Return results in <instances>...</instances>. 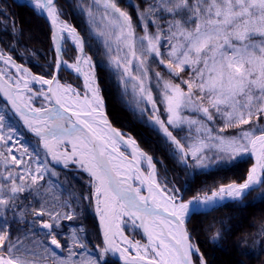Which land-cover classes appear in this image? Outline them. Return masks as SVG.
<instances>
[{
    "label": "snow or ice",
    "instance_id": "1",
    "mask_svg": "<svg viewBox=\"0 0 264 264\" xmlns=\"http://www.w3.org/2000/svg\"><path fill=\"white\" fill-rule=\"evenodd\" d=\"M31 2L50 21L53 57L45 74L36 75L0 48V93L8 101L0 109V264H108L110 256L124 264H208L193 242L192 217L264 189V0H144L143 8L127 0L143 35L116 0L88 5L80 0L73 11L85 16L87 41L62 19L59 0ZM4 15L0 24L7 27L11 16ZM91 39L103 47L108 59L101 64L116 80L126 107L162 135L193 181L197 175L213 177L189 199L188 181L185 191L168 187L166 177L161 187L153 158L111 126L96 64L85 51ZM69 40L75 49L71 63L64 59ZM62 69L83 77V93L61 83ZM33 83L39 91H32ZM129 86L133 100L125 98ZM34 100L41 106L34 107ZM18 122L34 136L32 143L21 142ZM248 157L255 162L241 182L218 175ZM141 161L147 162L148 175L141 172ZM57 165L86 172L91 194L71 192L61 199L67 188ZM258 199L264 200V192ZM85 202L94 207L102 229L100 243L91 246L82 225H69L65 232L63 224L77 218ZM125 226L141 229L148 243L129 240ZM257 235L264 239V224ZM222 239L219 229L210 236L212 242Z\"/></svg>",
    "mask_w": 264,
    "mask_h": 264
},
{
    "label": "trees",
    "instance_id": "2",
    "mask_svg": "<svg viewBox=\"0 0 264 264\" xmlns=\"http://www.w3.org/2000/svg\"><path fill=\"white\" fill-rule=\"evenodd\" d=\"M137 1L141 3V5L144 4V0H137ZM118 2L122 8L127 10L130 14H132V16L133 15L135 16V11L133 10L134 8L130 7L126 0H124V2L123 0H118ZM59 4L62 6L65 13L63 17L67 18L68 20H71V22H73L78 27L82 37H84L85 40L87 41L89 39V36H88V32L86 31L87 25L85 24V16L81 14H77L79 11L78 9L76 12L73 11L75 7L74 4L71 2V0H59ZM0 9H3L4 12H6L9 16H11V21H7V25H8L7 27H5L4 24H0V44L3 47L5 46L7 49H9L10 52L14 53V56L17 59H19L20 61H25L27 64H29L33 70L45 73L44 68L48 65V61L51 58L49 57V55L51 54L53 56V53H51L52 52L51 32L47 22L43 19V17L39 13H37L34 10V8L31 5L27 3L17 2L16 0H2L0 2ZM4 12H0V19H6ZM29 18H31L32 20ZM12 21H15V28L17 30V34L15 37L12 35ZM27 21L28 23H31V29L29 33L26 31L27 26H25V23ZM35 21L41 23V26L43 28L41 34L42 38H39L38 35H36V33L31 31L34 30L33 24ZM133 21L134 23L137 24L136 18H134ZM137 28H138V24H137ZM20 30H22V32ZM90 42L92 44V47H88L86 43L85 49L95 60L96 63L95 73L98 78L99 85L101 86L103 91L107 113L109 114L113 123L120 126V124L116 121L118 120L117 118L119 117L115 113L116 104L115 102L112 103V100H114L113 92L115 91L114 89L115 87L112 85V83L114 82V85H116V87L118 88L116 80L113 78V76L110 75V72L106 70V68L101 64V62L104 61L102 58L103 50H104L103 47L100 44H98L96 39H91ZM10 44L14 45L17 50L14 51L13 48L10 47ZM28 49H30L31 53L32 52L33 53L32 54L29 53ZM154 66H158L163 73H166L165 70L158 64H153L152 67ZM185 78H187V76ZM153 95L154 97H156L155 91H153ZM0 103L6 105V103L3 102L1 98H0ZM157 106L159 107V100H157ZM140 107L146 108L148 107V105L141 104ZM127 110L129 111V109ZM151 115L152 113L149 112L148 116ZM137 118L140 119L138 116ZM20 127L22 128L21 125ZM127 128H129L135 135L139 137L140 139L139 143L141 144V146L142 145L143 147L148 146L147 143H145L144 141L148 139L143 137L141 132L145 131V128H150V126H148L146 123H140L136 121L133 122L132 125L127 126ZM23 131L25 132L26 135H28V132H26L24 129ZM31 138L33 141L35 140L33 136ZM160 139L163 142L162 135ZM159 146L161 148H159L158 151H160V153L163 152L161 153L162 156L166 157L165 161H168V163H170L173 169H177L180 173L181 170L185 171V175H184L185 178L183 180L184 182L188 181L191 184V188H192L191 191H187L185 193V197L195 194L196 190L201 187L203 181L207 180L209 183H211L213 177L201 176V175H197L195 177V180L193 181L189 177L188 171L184 167L179 166L173 163V161H171V159L168 156L170 155V151L167 148H164V145L159 144ZM250 162H251V157H248L243 162H239L237 167L231 169L226 173H219L218 175H226L233 180L239 181L243 179V177L245 176L248 164ZM56 171L57 172L59 171L58 173L60 174V180L63 181L64 184L67 183V188L68 186L69 188H71V186L68 185V182L66 181L65 178L67 175L71 174L73 177L75 175L78 176L77 178H79L78 179L79 181L78 190H80L79 193L88 192L89 194H91L90 189L87 187L88 179H90V177L86 172L75 168L71 170H65L64 168L59 166H56ZM174 176L177 178L179 184L185 191L186 184L183 183L175 175V172H174ZM223 182L227 183L228 181L225 180ZM194 185L195 188H193ZM254 193L255 191H252L250 194L245 196L242 202L239 203L226 202L223 207H220L217 210L210 212V214L208 215H197L192 217L191 223L188 225V227L190 228V230H192L193 239L195 238V242L197 243L201 252L204 254L205 259L208 261V264H215V262L214 263L211 262L210 256H208L209 253L208 249L205 247L204 241L200 236L199 231L200 232L204 231V235H209L207 238H205V240L210 244L209 246L210 248L211 247L218 248L221 250L220 252L223 254L226 253L229 249L232 251L233 249H235V252L238 254L240 258V259L237 258V264H239L241 261L243 262V264H247V263L258 264L257 262L259 260L262 262V257L264 255V239H261V237H259L257 233L259 230V226L261 224H264V200L258 199V197H254ZM24 203H29V201L25 200ZM83 208L86 210L84 215H82L81 217L78 216L77 219L74 218L72 222H63L64 231L65 232L68 231L69 225L71 227H77L82 225L83 228L85 229V235L87 237L89 245L91 246L92 244H94L91 241V238H89L88 231L86 229L87 226L82 224L83 218H85L87 215L94 228L96 239L98 243H100L102 238L100 237L99 227L94 214V209L93 207L90 208L87 202L84 203ZM29 219H31V217H29ZM221 221H223V223H221ZM209 224H214L215 227L212 228L211 231H209V234H207L205 230L208 229L207 226ZM217 229L223 231V239L217 242H212L210 240V236L213 235ZM253 235H255L256 238H252V239L254 241H258V243L254 244L253 243L254 241L249 243L248 241H246L247 245H244V243L240 242L242 237L249 238ZM57 239H60L61 245H64V240L61 239L59 234L57 235ZM108 264H121V263L118 261V259L110 256L108 258Z\"/></svg>",
    "mask_w": 264,
    "mask_h": 264
},
{
    "label": "rangeland",
    "instance_id": "3",
    "mask_svg": "<svg viewBox=\"0 0 264 264\" xmlns=\"http://www.w3.org/2000/svg\"><path fill=\"white\" fill-rule=\"evenodd\" d=\"M2 0H0V2H1ZM31 1V0H30ZM127 1V0H126ZM71 2L74 4V7H76V5L80 2V0H71ZM84 2V4L85 5H88L89 3H90V1H88V0H85V1H83ZM116 2H117V4H118V6L119 7H121L120 6V4H119V2H118V0H116ZM123 2H124V0H123ZM135 3L136 4H138L141 8H143L144 7V4L143 5H141V3H139L137 0H135ZM30 4L32 5V3L30 2ZM33 7V6H32ZM122 8V7H121ZM123 10H125L124 8H122ZM35 10V9H34ZM134 11H135V16L133 15L132 16V14H130L132 17H133V19L134 18H136V20H137V17H136V10H135V8L133 9ZM36 11V10H35ZM127 11V10H126ZM37 12V11H36ZM29 19H31V18H29ZM43 19L45 20V18L43 17ZM62 19H63V17H62ZM6 20V19H5ZM32 20V19H31ZM64 20L65 21H67V22H70V23H72L71 22V20H68L67 18H65L64 17ZM33 22V21H32ZM48 24V23H47ZM137 24H138V21H137ZM25 26H27V28H26V31L29 33L30 32V29H31V23H28V21L25 23ZM33 26H34V30H31L32 32H34V33H36V35H38V37L39 38H42L41 36V34H42V30H43V28H42V26H41V23L40 22H38V21H35L34 22V24H33ZM50 28V27H49ZM36 29V30H35ZM150 30H151V28H150ZM136 31H137V34L138 35H143V30L139 27V24H138V28L136 29ZM73 44L71 43V41H69L68 42V48H69V53L68 54H66L65 56L67 57V58H70V59H72V56L75 54V49L74 48H71V46H72ZM0 48H3V49H5V50H9V49H7L5 46L3 47L2 45H0ZM12 48V47H11ZM9 52V51H8ZM28 52L29 53H31V51H30V49H28ZM10 53V52H9ZM33 53V52H32ZM31 53V54H32ZM52 53V52H51ZM12 56H13V58H15L16 60H18V61H20L19 59H17L15 56H14V53H10ZM49 57H53L51 54L49 55ZM103 60H104V62H106L107 61V56H105V54H104V50H103ZM93 62L95 63V60L93 59ZM96 64V63H95ZM45 67V66H44ZM47 68V66L44 68V69H46ZM156 71H159V72H161V73H163L162 72V70L158 67V66H154L153 67ZM96 69V68H95ZM62 72H65V74H67V75H69V76H66L65 78H60L61 80H63V81H67V80H69V81H71L74 85H76V86H79L81 89L83 88V78H82V76H78L76 73H74L73 71H70V70H68V69H62ZM133 72H134V74H135V72H136V70H135V68L133 67ZM38 74H41V72H37ZM43 73V72H42ZM44 74V73H43ZM165 76H166V78H170V77H168L167 76V74L166 73H163ZM62 75H64L63 73H62ZM110 75L112 76V74L110 73ZM185 77H186V75H185ZM50 78V77H49ZM175 82H179V81H175ZM112 85L115 87L114 89H115V91L113 92V98H114V100H112V103H114L115 102V104H116V115H118L119 117L117 118L118 120H116V118H115V120L120 124V126L119 125H117V124H115V123H113V121L111 120V118H110V116H109V114L107 113V110H106V105H105V98H104V95H103V91H102V88H101V86H100V88H101V95H102V97H103V100H104V110L106 111V113H107V115H108V117H109V119L111 120V122L115 125V126H117V127H119V128H121L122 130H123V133H125V134H129V133H131L132 134V136L135 138V140L139 143V141H140V139H139V137L137 136V135H135L129 128H127V126H129V125H132L133 124V122H136V121H138V122H140V123H142L141 122V120L140 119H138L137 118V115L136 114H134L132 111H128L127 109V107H126V105L121 101V99H120V89L119 88H117L116 87V85H114V82L112 83ZM31 88H32V91L33 92H36V91H39L40 90V86L38 85V84H35V83H33L31 86H30ZM153 91H155L156 92V90L155 89H153ZM130 95V96H129ZM129 95L127 96V97H125L126 99H128V100H133V96L131 95V86H129ZM33 104H34V106H37V107H40L41 106V102H39V101H33ZM5 107V105H3L2 103H0V109H2V108H4ZM131 113V114H130ZM131 115V116H130ZM135 115H136V117H135ZM115 121V122H116ZM121 121V122H120ZM20 123H18V128H19V131H20V133H21V135L24 137V140L23 141H21L22 143L23 142H28V143H32L33 142V140H32V135L30 134V132H28V135H26L25 134V132L23 131V129L20 127V125H19ZM135 125V124H134ZM132 128V127H131ZM231 131V130H230ZM141 134L143 135V137H145L146 139H148V140H144L145 141V143H147V145L148 146H144L143 147V145L141 146V144L139 143V145L141 146V147H143L150 155H151V157L153 158V160H154V163H155V165L157 166V170H158V177H159V179L161 180V182H162V180H163V178H167V180L169 181V183H168V187H171L173 184L177 187V188H179V189H181L182 187H181V185L179 184V182H178V180H177V178L174 176V172H175V175L183 182V183H185L184 182V175H185V171L184 170H181V173L177 170V169H173L172 168V166L170 165V163H168V161H165V158L166 157H163L162 156V154L161 153H163V152H161L160 153V151H158L159 150V148H161L160 146H159V144L160 145H164V148H167L169 151H170V147L168 146V144H166L165 142H164V140H163V142L161 141V134L160 133H158L157 131H155V130H153V128L152 127H150V128H145V131H142L141 132ZM232 134H234V133H232ZM31 138V139H30ZM163 148V147H162ZM30 150H31V148H30ZM160 150H162V149H160ZM172 154H171V152H170V155H168L169 156V158L171 159V161H173V163H175V164H177V165H179V166H181L177 161H176V159L173 157V156H171ZM176 161V162H175ZM60 167V166H59ZM71 169H73L71 166L69 167V169L68 170H71ZM184 171V172H183ZM59 172V171H58ZM74 175V174H73ZM69 176V177H68ZM78 176H75L74 175V177L71 175V174H69V175H67L66 176V181L68 182V185H70L71 186V188H69V186H68V188H67V183H65L64 185L66 186V188H67V192H65L63 195H61V199H65V198H67L68 197V193H71V192H75V193H79L80 192V190H78L79 189V186H78V184H79V181H78V179L79 178H77ZM81 177V176H80ZM244 178V177H243ZM69 179H70V181H69ZM73 179V180H72ZM242 180V179H241ZM72 181V182H71ZM88 182H89V179H88ZM41 183H43V182H41ZM163 183V182H162ZM182 183V184H183ZM164 185V184H163ZM193 185V184H192ZM77 186V187H76ZM193 188H195V185L193 186ZM182 190V189H181ZM91 192V191H90ZM262 192H264V189H260V188H257L256 190H255V193H254V197H259L260 196V194L262 193ZM23 195H27L26 193L25 194H23ZM23 195H22V199H23ZM253 197V198H254ZM245 198V197H244ZM244 198H243V200H244ZM32 198L31 197H29V200H31ZM29 200H27V201H29ZM38 205V206H37ZM36 209H39L40 208V205H39V203L38 202H34V205H33ZM84 206V205H83ZM86 212V210L82 207V209L80 210V214H79V216L81 217L82 215H84V213ZM75 219H77V218H75ZM45 220H47V217L45 216ZM97 220V219H96ZM50 222V221H49ZM82 224L83 225H86L87 226V231H88V235H89V238H91V241L93 242V243H98V241H97V239H96V235H95V231H94V228H93V226H92V223H91V221H90V219L88 218V216L86 215V217L85 218H83V220H82ZM97 224H98V220H97ZM98 227H99V224H98ZM123 229H124V231L128 234V236H129V238H131V239H133V241H143L144 240V238H141L139 235H140V232H137L136 230H134V229H132L131 227H129V226H125V227H123ZM209 231H211V229H206L205 230V232L207 233V234H209ZM99 232H100V230H99ZM199 234H200V236L202 237V239H203V241H204V245H205V247L208 249V256H210V259H211V262L212 263H214L215 262V264H237V258L238 259H240L239 258V256H238V254L235 252V249H233V251L232 250H228L226 253H221L220 251V249H218V248H215V247H209L210 246V244L205 240V238H207L209 235H204V231H202V232H200L199 231ZM100 237H101V232H100ZM252 238H256L255 237V235H253V236H251V237H249V238H247V241H248V243L249 242H253L254 240L252 239ZM194 240H195V238H194ZM244 245H247V243H244ZM134 252V251H133ZM227 255V256H226ZM113 257V256H112ZM117 259V258H116ZM118 261L122 264V262L118 259ZM258 264H264V255H263V257H262V262L259 260L258 262H257ZM240 264V263H239ZM248 264V263H247Z\"/></svg>",
    "mask_w": 264,
    "mask_h": 264
},
{
    "label": "bare ground",
    "instance_id": "4",
    "mask_svg": "<svg viewBox=\"0 0 264 264\" xmlns=\"http://www.w3.org/2000/svg\"><path fill=\"white\" fill-rule=\"evenodd\" d=\"M32 3V2H31ZM69 24H71V25H73L76 29H77V31L79 32V29H78V27L72 22V23H70V22H68ZM52 30V29H51ZM80 33V32H79ZM81 34V33H80ZM70 41V40H69ZM71 48H74V46L72 45L71 46ZM64 59L65 60H67L69 63H71L72 62V59H70V58H67L66 56L64 57ZM69 70V69H68ZM71 71V70H70ZM83 78V77H82ZM61 80V79H60ZM65 82H68V81H63V80H61V83H65ZM68 83H71V82H68ZM72 84V86L73 87H75L79 92H81V93H83L84 92V81H83V88L81 89L79 86H76V85H74L73 83H71ZM31 86V85H30ZM120 131V130H119ZM121 133H123L122 131H120ZM125 134V133H124ZM131 137V138H133L134 140H135V138L131 135V134H126L125 135V139H127L128 137ZM136 141V140H135ZM136 143H137V146L139 147V149L140 150H142L143 152H145L140 146H139V144H138V142L136 141ZM120 149L122 150H125V152H127V157H128V159L129 160H131L132 159V156L130 155V150L128 149V147L127 146H124V145H122L121 147H120ZM146 153V152H145ZM147 154V153H146ZM148 156H150L149 154H147ZM142 162V164L144 165V167L146 168L145 169V173H146V175H148V173H149V168L147 167V162L146 161H141ZM255 162V160H254V158H252L251 157V163H250V166H249V168L251 167V165L253 164ZM152 163H153V159H152ZM154 164V163H153ZM142 165V166H143ZM248 168V169H249ZM156 176H157V180H158V182H161V180L159 179V177H158V170H157V166H156ZM164 185H163V183L161 182V187H163ZM143 194L145 195V193L143 192ZM210 194V193H209ZM189 199V198H188ZM123 232H124V235L125 236H127L128 237V239L129 240H131V238H129V236H128V234L123 230ZM141 244H147L146 242H140ZM131 251V250H130Z\"/></svg>",
    "mask_w": 264,
    "mask_h": 264
},
{
    "label": "water",
    "instance_id": "5",
    "mask_svg": "<svg viewBox=\"0 0 264 264\" xmlns=\"http://www.w3.org/2000/svg\"><path fill=\"white\" fill-rule=\"evenodd\" d=\"M18 1H25V2H28L29 0H18ZM42 16L45 18V20L49 23V25H50V21H49V19L47 18V16H46V14H42ZM50 27H51V25H50ZM51 29H52V27H51ZM52 31H53V29H52ZM25 68H27V66H25L24 64H22ZM33 73V72H32ZM33 74H36V73H33ZM36 75H41V74H36ZM49 78V77H48ZM0 96H1V98L3 99V100H5L6 102H7V104H8V101L6 100V98L3 96V94L2 93H0ZM104 112H105V114H106V116H107V119H108V121L110 122V124H111V126L113 127V128H115V129H118V130H120V131H123L121 128H119V127H117V126H115L112 122H111V120L109 119V117H108V115H107V113H106V111L104 110ZM22 123V122H21ZM24 126V125H23ZM25 127V126H24ZM26 128V127H25ZM120 151H122V152H124V154H125V156H127V153L124 151V150H121L120 149ZM140 168H141V172L144 174V175H146V173H145V170L143 169V167H142V163L140 164ZM145 191V195H147V191H146V189L144 190ZM142 231V230H141ZM143 233V232H142ZM144 235V234H143ZM144 237H145V242L146 243H148V241H147V238H146V235H144ZM132 253V252H131ZM132 255L134 256L135 255V253H132ZM113 257H115V258H117V259H119L120 261H122L118 256H113ZM123 262V261H122Z\"/></svg>",
    "mask_w": 264,
    "mask_h": 264
}]
</instances>
